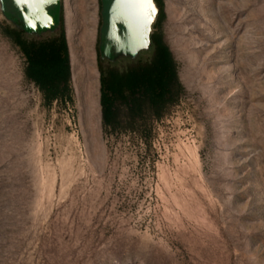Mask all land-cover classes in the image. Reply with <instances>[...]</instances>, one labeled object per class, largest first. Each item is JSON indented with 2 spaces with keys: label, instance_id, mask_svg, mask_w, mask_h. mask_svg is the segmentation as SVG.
<instances>
[{
  "label": "rangeland",
  "instance_id": "374dc122",
  "mask_svg": "<svg viewBox=\"0 0 264 264\" xmlns=\"http://www.w3.org/2000/svg\"><path fill=\"white\" fill-rule=\"evenodd\" d=\"M181 91L102 128L99 0H62L71 102L0 17V264H264V0H160Z\"/></svg>",
  "mask_w": 264,
  "mask_h": 264
},
{
  "label": "trees",
  "instance_id": "16d2710c",
  "mask_svg": "<svg viewBox=\"0 0 264 264\" xmlns=\"http://www.w3.org/2000/svg\"><path fill=\"white\" fill-rule=\"evenodd\" d=\"M159 12L160 0H155ZM5 33L23 55L25 77L40 92L46 106L71 102L70 63L64 31L46 41H27L21 32L5 26ZM154 53L145 63L117 70L100 66V108L104 131H114L123 121L133 126L147 114L159 119L181 91L175 65L168 48L152 35Z\"/></svg>",
  "mask_w": 264,
  "mask_h": 264
},
{
  "label": "water",
  "instance_id": "95a60500",
  "mask_svg": "<svg viewBox=\"0 0 264 264\" xmlns=\"http://www.w3.org/2000/svg\"><path fill=\"white\" fill-rule=\"evenodd\" d=\"M98 61L119 74L148 62L154 53L155 0H99ZM0 17L27 41H46L60 34L62 0H0Z\"/></svg>",
  "mask_w": 264,
  "mask_h": 264
}]
</instances>
